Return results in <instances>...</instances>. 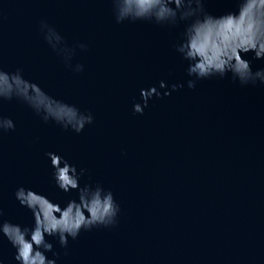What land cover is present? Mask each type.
<instances>
[{
  "label": "water",
  "instance_id": "obj_1",
  "mask_svg": "<svg viewBox=\"0 0 264 264\" xmlns=\"http://www.w3.org/2000/svg\"><path fill=\"white\" fill-rule=\"evenodd\" d=\"M205 5L214 15L235 10L234 0ZM42 20L67 44L87 45L73 59L82 72L44 41ZM182 27L117 24L112 0H0V66L22 68L94 116L76 134L42 122L19 101L0 102V114L16 123L0 134L5 219L32 225L13 196L20 185L56 200L74 197L52 181L47 151L85 168L81 183L110 188L121 206L115 226L81 232L66 248L49 238L57 264H264V85L226 77L189 89L172 47ZM161 79L184 86L134 114L139 89ZM13 252L0 239L6 264H15Z\"/></svg>",
  "mask_w": 264,
  "mask_h": 264
},
{
  "label": "clouds",
  "instance_id": "obj_2",
  "mask_svg": "<svg viewBox=\"0 0 264 264\" xmlns=\"http://www.w3.org/2000/svg\"><path fill=\"white\" fill-rule=\"evenodd\" d=\"M234 4L235 10L218 15L207 11L205 0H112V9L117 24L143 21L169 29L183 26L172 47L186 65L189 89L201 80L226 77L241 86L264 85V66L254 67L255 61L264 62V0H234ZM39 29L66 67L74 73L84 70V65L73 63V59L77 50H86V44H67L57 29L43 20ZM183 86L161 79L140 88V99L133 102L132 112L143 115L154 96L167 97ZM12 100L26 105L42 122L76 134L94 120L91 111L53 95L27 78L22 68L6 70L0 66V102ZM15 129V121L0 114V134ZM44 155L55 186L75 195L61 201L34 187L20 185L15 189V200L32 214L33 220L31 226L14 223L5 219L0 207V239L7 240L14 249L15 264H57L58 253L49 238L66 248L69 239L76 240L81 232L115 226L121 213L110 188L99 182L81 183L85 168L78 169L57 151ZM0 264H6L5 258L0 257Z\"/></svg>",
  "mask_w": 264,
  "mask_h": 264
}]
</instances>
